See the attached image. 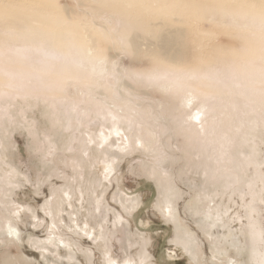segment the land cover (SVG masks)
I'll use <instances>...</instances> for the list:
<instances>
[{
	"label": "rangeland",
	"instance_id": "obj_1",
	"mask_svg": "<svg viewBox=\"0 0 264 264\" xmlns=\"http://www.w3.org/2000/svg\"><path fill=\"white\" fill-rule=\"evenodd\" d=\"M112 1L0 0V264H264V11Z\"/></svg>",
	"mask_w": 264,
	"mask_h": 264
},
{
	"label": "bare ground",
	"instance_id": "obj_2",
	"mask_svg": "<svg viewBox=\"0 0 264 264\" xmlns=\"http://www.w3.org/2000/svg\"><path fill=\"white\" fill-rule=\"evenodd\" d=\"M31 1H34V0H31ZM38 1L48 2V0H38ZM122 1H124V5L126 8L127 7H129V8L135 7V6H136V8H137V6L142 7L141 11H138V9H137V11L144 14L148 19L145 26L143 27L142 32L148 38H150L151 40L152 39L154 40V42L156 44V50H155L156 54L165 55V56H167L169 54H174L178 51V48H179V46H178L179 40L177 39L178 36L181 35V37H182L183 32L188 27L190 28V25L193 26L192 22L197 23L199 21H202L204 19V15L207 13H211V15L214 14V16L217 15V17H218L219 15H221L220 11H223L226 14H230L229 11H226V7H229V8L237 7L236 10L239 11L243 6H245L248 10L249 9L253 10L255 13L264 11V0H251V1L250 0H196V1L195 0H122ZM112 2L115 4L117 3V2H114V0ZM195 2H197V3H195ZM120 4H122V3H120ZM120 4L118 6L117 5L116 6L119 7ZM121 7H119V8H121ZM194 7H198L199 11H196L197 10L196 8L193 9ZM110 8H113V7H110ZM10 10H12V8ZM26 10H27V8H26ZM115 10L117 11L118 9H115ZM227 10H228V8H227ZM127 12L123 11V13H127ZM234 12H236V11H234V9H233V11H231V13H234ZM202 13H203V15H201ZM0 14H1V12H0ZM1 16H2V14H1ZM136 16H138V15H136ZM24 18H25V16H24ZM153 20L160 21L162 26H159L160 24L156 25L159 22H156V24H153L154 23ZM152 21H153V23H152ZM51 22H52V20H51ZM49 23H50V21H49ZM128 25H129V23H128ZM184 25H185V27L183 28ZM39 30H41V29H39ZM190 30H191V28H190ZM198 33H201V32H198ZM194 34H195V31H194ZM194 34H193V36H194ZM89 37H91V36H89ZM90 40H92V38ZM154 42L152 45H154ZM134 45H135V43H134ZM90 46L93 47V45H90ZM135 46H137V45H135ZM149 46H150V44H149ZM172 58H174L173 55H171V59ZM173 61H174V59L170 60L169 63H174Z\"/></svg>",
	"mask_w": 264,
	"mask_h": 264
}]
</instances>
